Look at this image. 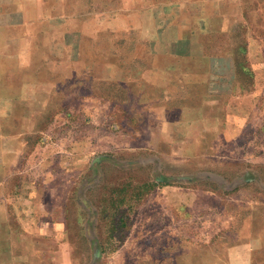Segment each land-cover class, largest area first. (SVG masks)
<instances>
[{
    "label": "crops",
    "instance_id": "crops-1",
    "mask_svg": "<svg viewBox=\"0 0 264 264\" xmlns=\"http://www.w3.org/2000/svg\"><path fill=\"white\" fill-rule=\"evenodd\" d=\"M263 6L0 0V264H74L67 193L126 150L229 169L217 188L168 166L155 177L150 207L177 245L155 264H264V200L237 170L264 164Z\"/></svg>",
    "mask_w": 264,
    "mask_h": 264
},
{
    "label": "rangeland",
    "instance_id": "rangeland-1",
    "mask_svg": "<svg viewBox=\"0 0 264 264\" xmlns=\"http://www.w3.org/2000/svg\"><path fill=\"white\" fill-rule=\"evenodd\" d=\"M85 2L79 0L83 10ZM117 3L118 0H109V8L116 9ZM101 5L102 0H92L95 10L100 11ZM261 21L264 24V19ZM123 103L128 105L127 101ZM117 114L115 110L116 122ZM167 166L181 172L184 169L188 175L192 172L190 175L196 179L190 184L198 188H217L221 182L214 180L216 172L229 170L209 160L203 166L176 165L147 150L118 151L102 156L93 167L82 172L80 180L67 193L70 207L67 231L72 241L67 248L74 264H123L133 262L134 254H142V264H155L149 254L176 249L173 238L165 236L172 228L160 212L150 207L153 186L162 184L155 177L164 179L161 173ZM237 170L238 189H252L255 203L264 200V164L241 165ZM246 173L248 181L245 182L242 177ZM162 238L165 243L161 242ZM134 240L138 242L133 243Z\"/></svg>",
    "mask_w": 264,
    "mask_h": 264
}]
</instances>
